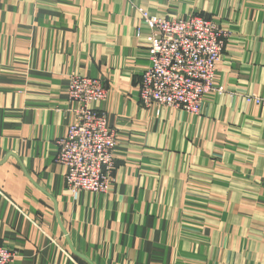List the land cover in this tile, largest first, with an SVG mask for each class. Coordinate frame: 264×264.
Returning a JSON list of instances; mask_svg holds the SVG:
<instances>
[{
  "label": "crops",
  "instance_id": "obj_1",
  "mask_svg": "<svg viewBox=\"0 0 264 264\" xmlns=\"http://www.w3.org/2000/svg\"><path fill=\"white\" fill-rule=\"evenodd\" d=\"M138 9L227 29L198 114L144 106ZM139 28V35L136 29ZM115 129L105 192L65 186L70 74ZM264 0H0V245L10 264H264ZM76 251L85 259L75 255Z\"/></svg>",
  "mask_w": 264,
  "mask_h": 264
},
{
  "label": "built area",
  "instance_id": "obj_2",
  "mask_svg": "<svg viewBox=\"0 0 264 264\" xmlns=\"http://www.w3.org/2000/svg\"><path fill=\"white\" fill-rule=\"evenodd\" d=\"M138 11L147 29L148 53L138 82L139 102L198 114L206 94L223 91L215 83V73L228 30L199 14L176 18ZM67 94L76 102L75 120L56 140V161L65 167V186L74 198L82 191L105 192L115 165V129L94 105L105 99L106 89L98 77L73 73L68 76ZM244 98L264 107L263 96ZM13 256L10 248L0 245V264H10Z\"/></svg>",
  "mask_w": 264,
  "mask_h": 264
},
{
  "label": "water",
  "instance_id": "obj_3",
  "mask_svg": "<svg viewBox=\"0 0 264 264\" xmlns=\"http://www.w3.org/2000/svg\"><path fill=\"white\" fill-rule=\"evenodd\" d=\"M73 251V253L75 254V255H77V256H79V257H81V258H83V259H85V257H83L82 255H80L79 253H77L76 251H74V250H72ZM86 260V259H85Z\"/></svg>",
  "mask_w": 264,
  "mask_h": 264
}]
</instances>
